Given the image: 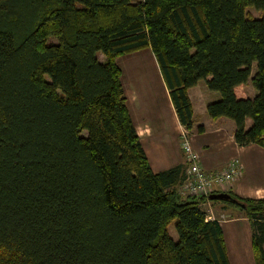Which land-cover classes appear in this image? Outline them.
Here are the masks:
<instances>
[{
  "label": "trees",
  "instance_id": "obj_1",
  "mask_svg": "<svg viewBox=\"0 0 264 264\" xmlns=\"http://www.w3.org/2000/svg\"><path fill=\"white\" fill-rule=\"evenodd\" d=\"M145 48L185 129L204 81L209 116L264 145V0H0V264H230L207 203L244 213L264 264V199L185 197L186 166L152 171L117 64Z\"/></svg>",
  "mask_w": 264,
  "mask_h": 264
},
{
  "label": "crops",
  "instance_id": "obj_2",
  "mask_svg": "<svg viewBox=\"0 0 264 264\" xmlns=\"http://www.w3.org/2000/svg\"><path fill=\"white\" fill-rule=\"evenodd\" d=\"M117 64L122 69L121 80L127 107L152 171L156 174L180 165L187 169L181 149V137L187 130L179 120L154 53L150 48H145L119 57ZM255 73L256 64L253 75ZM244 91L249 98L256 95L251 83ZM187 94L193 114L189 137L202 158L203 166L207 170H217L231 160L239 159L243 175L231 190L241 198L264 199V145L238 146L234 139L235 123L228 118L215 120L209 116L208 105L219 100L221 95L209 90L204 81L188 89ZM246 124L249 129L251 119ZM199 127H203L204 131L199 132ZM207 204L212 207L210 203ZM208 211L212 213L210 208ZM244 222L249 224L247 218L238 217L220 221L230 264H255L251 259V225L249 230L243 227L244 224L240 228ZM230 239L231 245L228 242ZM237 254L242 255L243 259H237Z\"/></svg>",
  "mask_w": 264,
  "mask_h": 264
},
{
  "label": "built area",
  "instance_id": "obj_3",
  "mask_svg": "<svg viewBox=\"0 0 264 264\" xmlns=\"http://www.w3.org/2000/svg\"><path fill=\"white\" fill-rule=\"evenodd\" d=\"M186 153L188 170L182 185V194L190 196L208 197L217 191L226 192L231 189L233 183L242 177V166L238 162L229 163L218 173H205L198 167L199 156L192 153V145L188 141L182 142Z\"/></svg>",
  "mask_w": 264,
  "mask_h": 264
},
{
  "label": "rangeland",
  "instance_id": "obj_4",
  "mask_svg": "<svg viewBox=\"0 0 264 264\" xmlns=\"http://www.w3.org/2000/svg\"><path fill=\"white\" fill-rule=\"evenodd\" d=\"M135 3L139 2V1H143V0H133ZM246 12H247V16L250 17V18H256V19H259L261 18L262 16V13L261 12H258L256 11L254 8H247L246 9ZM50 42H53L55 43L56 40L55 39H51ZM99 56V59L101 60H104V56L102 54H98ZM118 59V58H117ZM144 65V64H143ZM144 68V66H143ZM142 68V69H143ZM144 74L146 75L145 71H144ZM248 120V119H247ZM247 123V121H246ZM246 128L248 129L247 127V124H246ZM187 130V129H186ZM189 134H190V130H187L185 133H183L182 137H181V143L184 142V141H188L191 145L193 144L190 137H189ZM181 149L183 151V154H184V157H185V161L187 162L186 160V153L183 149V145L181 144ZM192 153L195 154L196 156H199V162L200 164H198V167H201L203 168V172L205 173H218L222 170H224L229 163H233V162H238L239 159H233L231 160L229 163H227L224 167L220 168V169H217V170H207L204 166H203V163H202V158L201 156L198 154V152L195 150V148L193 147L192 145ZM240 163V162H239ZM241 164V163H240ZM242 166V165H241ZM187 170H188V163H187V169H186V172L187 173ZM186 177V175H185ZM241 178H239L238 180H240ZM238 180H236L234 183H236ZM185 181V179H184ZM183 181V183H184ZM183 183L181 184V186L179 187L180 189V193L182 194V185ZM233 183V185H234ZM228 191H232L231 189H229ZM227 192V191H226ZM183 196H190V195H184L182 194ZM198 197H205V196H198ZM210 205H212V207L209 206V204H204V209H206V211H208V208H210V210L212 211V213H210V211H208V219H215V220H218V221H228V220H232L233 218H246V216L244 215L243 212H241L240 210L236 209V208H232L231 206H226V204H223V203H215V204H212L210 203ZM217 209L218 212L215 210ZM221 209V211H220ZM244 224V225H243ZM250 224V222H249ZM248 224V222H244L242 224H240V228H241V225H243V227L246 229V230H249L250 228V225ZM169 232H170V235L171 237L174 239V240H177L178 239V236H177V232H176V229H175V222H173L170 226H169ZM227 242V241H226ZM229 242V245L232 244V241L231 239L228 240ZM226 246H227V252L229 253L228 251V245L226 243ZM251 249H252V252H253V248H252V245H251ZM253 255V256H252ZM237 259H243V256L240 255V254H237L236 256ZM251 259H252V263H254L255 261V256H254V253L251 254ZM230 260V259H229ZM231 263V262H230ZM232 264H237V263H232Z\"/></svg>",
  "mask_w": 264,
  "mask_h": 264
},
{
  "label": "water",
  "instance_id": "obj_5",
  "mask_svg": "<svg viewBox=\"0 0 264 264\" xmlns=\"http://www.w3.org/2000/svg\"><path fill=\"white\" fill-rule=\"evenodd\" d=\"M209 199L210 200H216V199L226 200V201H232L236 203L235 201L232 200L231 195H229L228 193H214L209 196Z\"/></svg>",
  "mask_w": 264,
  "mask_h": 264
},
{
  "label": "bare ground",
  "instance_id": "obj_6",
  "mask_svg": "<svg viewBox=\"0 0 264 264\" xmlns=\"http://www.w3.org/2000/svg\"><path fill=\"white\" fill-rule=\"evenodd\" d=\"M182 144V143H181ZM182 190V189H181ZM219 193V192H218ZM221 193V192H220ZM190 197V196H189ZM197 198V197H196ZM215 220V219H214Z\"/></svg>",
  "mask_w": 264,
  "mask_h": 264
}]
</instances>
